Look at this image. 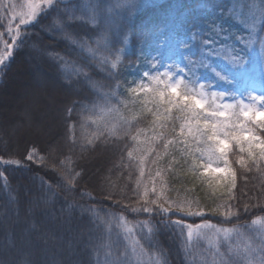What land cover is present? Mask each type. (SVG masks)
Wrapping results in <instances>:
<instances>
[{
  "label": "trees",
  "instance_id": "obj_1",
  "mask_svg": "<svg viewBox=\"0 0 264 264\" xmlns=\"http://www.w3.org/2000/svg\"><path fill=\"white\" fill-rule=\"evenodd\" d=\"M66 4L52 0L35 21L20 25L0 0V48L11 46L1 51L8 57L0 64V264H108L122 256L106 221L119 213L140 225L136 249L159 252L163 264H264V162L257 165L243 154L242 167L233 145L228 158L235 187L229 192L222 182L214 190L204 168L192 167L193 158L197 165L209 161L187 154L203 145L191 137L184 143L181 114L173 108L168 119L157 120L158 106L140 90L184 70L182 85L196 92L205 80L253 99L254 78L264 84V59L255 64L264 48V0L149 1L132 15L128 42L104 46L97 42L101 22L92 24ZM25 91L53 101L57 118L48 123L55 131L44 133L37 115L47 105L22 103ZM32 103L27 118L40 133L18 131L22 116L14 113ZM253 103L259 107L261 101ZM12 160L19 164L3 163ZM153 187L157 193L163 188V206L190 203L204 212L193 222L227 227L231 236L192 239L188 217L177 232L155 216L131 212L146 207V188L148 200L157 199ZM225 201L222 211L231 208L235 215L211 211ZM104 251L113 254L108 261Z\"/></svg>",
  "mask_w": 264,
  "mask_h": 264
},
{
  "label": "snow or ice",
  "instance_id": "obj_2",
  "mask_svg": "<svg viewBox=\"0 0 264 264\" xmlns=\"http://www.w3.org/2000/svg\"><path fill=\"white\" fill-rule=\"evenodd\" d=\"M41 4H51L52 0H40ZM129 8L135 7L134 3H129ZM20 25H27L35 21L39 15V4L29 3L28 11L21 13ZM186 46V45H185ZM11 47V46H10ZM264 51V48H262ZM3 63V59L0 58V64ZM208 67H211L210 65ZM215 72L219 79L226 80L225 76H222L220 72H217L214 68L211 69ZM147 76V73H144ZM165 76L168 73H164ZM156 80V87H148L147 89L141 87L140 90L146 92L151 97L152 103L158 106L157 108V120L168 119L172 109L175 108L181 114L183 124L181 126V135H185L186 139L184 143L187 145V137H191L198 144H202L203 147H196L195 149L188 150L187 154L195 157L198 153L200 158L207 157L209 163L203 165H197L195 158L192 161V167L198 169L204 168L203 176L209 177L208 184L215 190V188L222 182L230 185L229 192L235 187V173L231 168L228 152L233 145L238 146L241 155L238 156V162L242 167H247L245 160L246 154L249 160H252L257 165L260 162H264V136L257 134V129L264 130V95H260L258 99L261 101L259 107L255 103L245 104L242 101L236 105L231 103H225L218 105L215 108L205 98V94L196 92L194 89L189 88L186 84L182 85L181 80L175 82H169L168 80ZM133 92L137 89L133 88ZM215 95V94H213ZM221 97L225 94L220 93ZM257 99V97H253ZM214 103V101H213ZM159 108H163V113H159ZM151 111V109H149ZM160 127H165L161 124ZM186 130V131H185ZM174 132V129L172 130ZM165 133L161 132L159 136L152 137L155 141L160 137H163ZM168 143H171L169 141ZM167 145H165V148ZM152 147L149 146L146 151L152 152ZM131 155V153H129ZM159 158V154H157ZM28 159L31 160L32 156L29 155ZM214 161H220L223 163V167H213ZM144 159L141 158V165H143ZM5 164H19V161H3ZM141 176H143V168L141 167ZM160 173H157L159 176ZM226 175L228 179H226ZM71 185V180H66ZM153 193L157 194L156 200H148V189L146 188L143 193L146 207L145 212H152L151 205L157 204L159 199L163 196V188L157 193L155 187L151 189ZM177 210L184 212L187 216H203L202 209L194 210L192 205H177ZM226 207V201L219 204L216 208L212 209V212H219L224 216L235 215L236 213L228 208L227 211H222ZM163 212H169L171 205L165 208L162 204L159 206ZM177 224L180 221H176ZM188 236L191 237L194 230L207 227H215L208 222L203 224H187ZM218 231H220L218 229Z\"/></svg>",
  "mask_w": 264,
  "mask_h": 264
},
{
  "label": "rangeland",
  "instance_id": "obj_3",
  "mask_svg": "<svg viewBox=\"0 0 264 264\" xmlns=\"http://www.w3.org/2000/svg\"><path fill=\"white\" fill-rule=\"evenodd\" d=\"M11 7H12V13L13 18L16 23H19L21 19V13H26L28 11V5L29 3H35L39 4V10L45 5L41 4L40 0H5ZM149 1H157V0H66V3L70 4V6H74L80 15H84L92 24L97 25L99 22H101L102 28L104 29L102 32L99 33L97 42L100 46H104L106 42L107 45L109 42L117 41L120 44V41L123 43H127V32L126 28L128 26V23L134 14V12L141 6L142 4L149 2ZM134 3L135 7L129 8V3ZM66 4V5H68ZM10 46H3L0 48V58L3 60L8 57V51L5 53H1L2 50H8ZM263 48V47H262ZM262 48L259 49L257 56L258 59L256 60L255 64L259 65V62L264 59V51H262ZM118 51V50H117ZM117 51H115V56L117 58ZM114 62V61H113ZM250 70V69H248ZM247 70V73H248ZM184 77V70H180L176 75H172L169 77V82H175L176 80H183ZM255 80L251 83V93L257 97L256 100H259L258 97L260 95H264V84L261 79L254 78ZM257 79V82H256ZM37 88L36 86H34ZM203 92L205 94V98L208 101H214L213 105L214 107L218 105H223L225 103H231L233 105L238 104L239 102H243L245 104H252L254 102L253 99L248 98L245 96V94L240 91V89L237 90L235 94L230 93L228 88H219L214 85H209L206 83L205 80H201L199 84L198 92ZM224 93L225 95L221 97L219 94ZM215 94V95H213ZM33 99L35 100H41L42 104L41 106L47 105V109L43 111L40 115H37L38 120H41L42 123L45 125L44 133L46 135L50 134L52 131H55V128H53L51 125H49V119L52 117L54 119L57 118V114L55 113L50 106L53 105V101L43 95L33 94V92L25 91L23 93V97L21 98L22 103H24L27 100H30L33 102ZM45 104V105H44ZM33 106V103L31 106L23 111L15 112V116H22V122L18 124V131L23 128L30 129L36 133L39 132V127H35L32 125V123H29V112L31 111ZM220 166L223 167V163H218L213 165V167ZM227 177V175H226ZM228 178V177H227ZM88 196V195H87ZM156 200V199H154ZM174 201V200H173ZM162 203L160 200L157 204L151 205L153 208L152 212H145L143 209H130L131 212L141 214L146 217H156L160 223L165 224L170 228L171 230L176 229L177 232H183V216L189 218V222L191 224L196 225L193 220L195 219V216H187L184 212H180L177 210V205H174L173 203H169L166 205L165 208H168L171 205V210L169 212H163L160 210L159 206ZM183 205V203H181ZM136 215V218L138 220L143 221V216ZM99 220H101L100 217H98ZM107 225L109 230L114 234L115 236V242L117 245V248L115 249L116 255L122 254L121 257L111 259L108 264H163V259L161 257V254L157 251H152L149 254H145L138 249H136L137 241L135 239V234H140V225L135 223H128L125 222L124 217L121 213L117 216H108L106 217ZM176 221H180L179 224L176 223ZM209 223V222H208ZM95 224V223H94ZM130 224V225H128ZM203 224V223H198ZM210 224V223H209ZM212 225V224H211ZM218 229L220 231H218ZM175 232V231H173ZM176 232V233H177ZM232 232L226 227H223L221 225H215V227H207V228H201L198 230H194L191 238L193 239L194 236L199 237H206L208 240L213 241L214 239L220 237L223 235L224 237H230ZM216 243V242H215ZM213 243V245H215ZM108 251H104V258L106 257V260L108 261L113 254H108Z\"/></svg>",
  "mask_w": 264,
  "mask_h": 264
}]
</instances>
